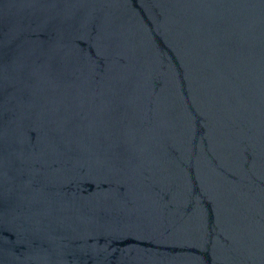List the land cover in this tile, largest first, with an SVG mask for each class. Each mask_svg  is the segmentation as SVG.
<instances>
[{
	"label": "water",
	"instance_id": "obj_1",
	"mask_svg": "<svg viewBox=\"0 0 264 264\" xmlns=\"http://www.w3.org/2000/svg\"><path fill=\"white\" fill-rule=\"evenodd\" d=\"M0 264H264V0H0Z\"/></svg>",
	"mask_w": 264,
	"mask_h": 264
}]
</instances>
